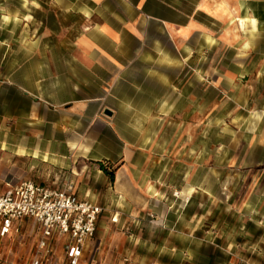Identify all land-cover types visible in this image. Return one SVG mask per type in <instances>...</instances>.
<instances>
[{"label":"rangeland","instance_id":"obj_1","mask_svg":"<svg viewBox=\"0 0 264 264\" xmlns=\"http://www.w3.org/2000/svg\"><path fill=\"white\" fill-rule=\"evenodd\" d=\"M32 3L0 0V58L42 37ZM197 18L188 35L151 29L131 63L130 106L115 109L136 135L130 166L151 201L128 222L133 206L94 178L103 213L93 264H264V24L251 35L236 19ZM11 243L0 264H27L31 248L9 252Z\"/></svg>","mask_w":264,"mask_h":264},{"label":"crops","instance_id":"obj_2","mask_svg":"<svg viewBox=\"0 0 264 264\" xmlns=\"http://www.w3.org/2000/svg\"><path fill=\"white\" fill-rule=\"evenodd\" d=\"M32 4L43 11L44 31L35 49L0 58L5 76L0 84V194L24 181L60 187L72 178L80 198L101 206L93 180L107 185L103 165L114 172L112 184L120 204L134 208L127 221H136L142 214L138 208L151 201L146 193L153 187L133 174L130 165L137 151L132 145L137 138L115 108L130 106L122 94L129 90L126 78L132 61L142 55L140 45L151 29L188 35L197 16L228 20L246 14L256 18L259 27L264 24V0H198L197 4L33 0ZM52 41L56 48L52 49ZM107 109L111 117L105 115ZM15 240L7 246L9 252L25 251L33 243L22 236ZM9 241L5 240V248ZM177 250L178 246L171 248Z\"/></svg>","mask_w":264,"mask_h":264},{"label":"built area","instance_id":"obj_3","mask_svg":"<svg viewBox=\"0 0 264 264\" xmlns=\"http://www.w3.org/2000/svg\"><path fill=\"white\" fill-rule=\"evenodd\" d=\"M102 213L80 198L72 178L60 187L33 181L9 186L0 194V260L5 240L22 236L33 242L27 264H93L86 256Z\"/></svg>","mask_w":264,"mask_h":264},{"label":"bare ground","instance_id":"obj_4","mask_svg":"<svg viewBox=\"0 0 264 264\" xmlns=\"http://www.w3.org/2000/svg\"><path fill=\"white\" fill-rule=\"evenodd\" d=\"M11 18L9 16H4V21L5 22H10ZM235 22L238 23V29L240 32H245L248 31L251 35L255 34L258 31V21L254 17H241L235 20ZM250 45L249 42H246L244 45V50L247 51L249 50ZM169 106V101H165L162 105L161 108V113L166 111V108ZM121 183V178L119 179L118 182V187H120ZM151 190V187L149 188ZM194 191L193 188H188L187 189V195L190 196V194ZM117 221V219L115 220Z\"/></svg>","mask_w":264,"mask_h":264},{"label":"trees","instance_id":"obj_5","mask_svg":"<svg viewBox=\"0 0 264 264\" xmlns=\"http://www.w3.org/2000/svg\"><path fill=\"white\" fill-rule=\"evenodd\" d=\"M101 168H102L103 172L108 176V178L110 179L111 183H114V172L109 171L103 165L101 166Z\"/></svg>","mask_w":264,"mask_h":264},{"label":"water","instance_id":"obj_6","mask_svg":"<svg viewBox=\"0 0 264 264\" xmlns=\"http://www.w3.org/2000/svg\"><path fill=\"white\" fill-rule=\"evenodd\" d=\"M105 115L111 117V116L113 115V113H112V111H110L109 109H107V110L105 111Z\"/></svg>","mask_w":264,"mask_h":264}]
</instances>
